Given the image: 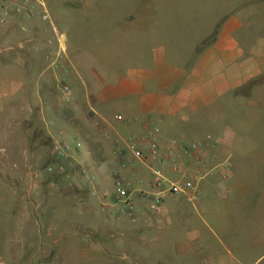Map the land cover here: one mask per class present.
<instances>
[{"label": "crops", "instance_id": "0c3cea01", "mask_svg": "<svg viewBox=\"0 0 264 264\" xmlns=\"http://www.w3.org/2000/svg\"><path fill=\"white\" fill-rule=\"evenodd\" d=\"M46 1L65 36L58 70L39 12L0 25V160L13 164L0 161V264H264V0ZM58 135L78 141L70 165L50 151ZM144 136L164 159L173 139H207L212 160L135 159L129 141ZM154 170L194 180L199 198L178 191L152 209ZM117 176L134 220L113 200Z\"/></svg>", "mask_w": 264, "mask_h": 264}, {"label": "built area", "instance_id": "2783aa9c", "mask_svg": "<svg viewBox=\"0 0 264 264\" xmlns=\"http://www.w3.org/2000/svg\"><path fill=\"white\" fill-rule=\"evenodd\" d=\"M12 11L20 15L22 18L32 17L39 12L40 18L43 22L48 23L54 36L47 39V44L50 49L45 53L44 60L47 67L52 70H58L60 68V60L64 54L65 36L58 29V27L51 21L50 11L46 0H0V25L6 24L12 14ZM56 42L57 46H54ZM60 93L66 98L70 99L73 96L71 86L66 82L64 78L58 79ZM118 120H123V116H117ZM144 146L138 145L137 141L130 139L129 149L132 152L135 159L141 161H147L149 159L157 160L159 163H163L165 160H175V151L181 150L185 154L195 153L197 155H203L205 160H212V156L209 154V149L214 147L207 139H200L190 143L189 145H183L181 139H173L167 147V154L164 158L159 155L160 143L156 137L144 136L141 140ZM78 142L75 139L63 141H56L52 144V152L60 159L67 160L72 158L75 154V148ZM202 158V159H203ZM201 159V158H200ZM52 169L51 167L49 168ZM65 164H61L58 170L65 172L67 170ZM75 171V169H73ZM220 177L224 180L228 178V172L230 166L228 164L218 165L217 167ZM70 173V172H69ZM72 173V172H71ZM78 174L81 177H87L88 184L96 181L95 173L91 172L87 167H80ZM70 178V174H67ZM70 185H73L70 182ZM151 192H146L145 195L151 196V207L154 210H158L164 199L181 191L186 197L192 201H196L199 198L196 183L194 180H184L182 183H172L168 181L160 170H154L150 182ZM131 183L125 181L122 177L117 176L114 180V196L113 200L118 206V212L121 216L134 220L137 214V207L134 202L133 196L130 192ZM89 193L93 197L99 195L98 191L91 187Z\"/></svg>", "mask_w": 264, "mask_h": 264}, {"label": "rangeland", "instance_id": "374dc122", "mask_svg": "<svg viewBox=\"0 0 264 264\" xmlns=\"http://www.w3.org/2000/svg\"><path fill=\"white\" fill-rule=\"evenodd\" d=\"M124 2H127V4H128V8L131 10V9H136L137 7H139V8H143V7H146V6H144V4H146V3H149V1L148 0H125ZM57 26V25H56ZM59 29V28H58ZM60 30V29H59ZM68 44H69V41H68ZM54 46H57V44H56V42L54 43ZM60 66H61V64H60ZM96 67L98 68V69H100L101 71H103L104 70V66L103 65H96ZM22 134H24V133H22ZM0 138H2V137H0ZM68 137H61L60 135H58V136H56L55 137V139H54V141H63L64 139H67ZM68 139H71V138H68ZM78 140V139H77ZM0 142H2L1 140H0ZM78 142V141H77ZM53 144V143H52ZM7 145H3V144H0V155H8L9 153H8V151H7V147H6ZM50 151H52L51 150V147H50ZM21 153H23L22 154V156L25 158L26 156H27V151L25 150V149H23V151L21 152ZM0 161H2V163H3V167H5V168H9L10 167V165L11 166H13V164L11 163V161H9V159H8V161L6 160V162H5V160H0ZM2 165V164H1ZM1 165H0V167H1ZM1 171V170H0ZM3 178L4 179H13V183H15V184H19L18 183V181H21V178H22V181H23V178H24V176H14V175H12V176H8L7 174H5L4 176H3ZM21 181V182H22ZM4 200H6V201H8L9 200V196H8V194L6 193L5 194V197H4Z\"/></svg>", "mask_w": 264, "mask_h": 264}]
</instances>
